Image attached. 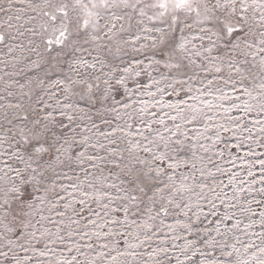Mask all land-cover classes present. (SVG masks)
Masks as SVG:
<instances>
[{"label": "snow or ice", "instance_id": "1", "mask_svg": "<svg viewBox=\"0 0 264 264\" xmlns=\"http://www.w3.org/2000/svg\"><path fill=\"white\" fill-rule=\"evenodd\" d=\"M0 264H264V0H0Z\"/></svg>", "mask_w": 264, "mask_h": 264}]
</instances>
